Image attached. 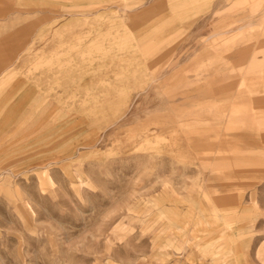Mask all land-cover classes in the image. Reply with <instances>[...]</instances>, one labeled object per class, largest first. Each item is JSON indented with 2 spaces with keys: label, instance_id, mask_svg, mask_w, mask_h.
Listing matches in <instances>:
<instances>
[{
  "label": "rangeland",
  "instance_id": "obj_1",
  "mask_svg": "<svg viewBox=\"0 0 264 264\" xmlns=\"http://www.w3.org/2000/svg\"><path fill=\"white\" fill-rule=\"evenodd\" d=\"M0 9V264H264V0Z\"/></svg>",
  "mask_w": 264,
  "mask_h": 264
},
{
  "label": "crops",
  "instance_id": "obj_2",
  "mask_svg": "<svg viewBox=\"0 0 264 264\" xmlns=\"http://www.w3.org/2000/svg\"><path fill=\"white\" fill-rule=\"evenodd\" d=\"M3 10H1L0 9V16L3 14ZM35 27V24H32L31 26H29L26 30L27 31H29L31 28H34ZM26 30H24V32L26 31ZM16 35L14 34V35H12L11 37H6L5 39L8 41V42H10V43H12L11 44V46H10V49H9V51H13L14 50V48H15V46H16V44H14L15 42H14V40L12 39V38H14ZM3 40H0V51H2V49H3V46H4V44L6 43H4V42H2Z\"/></svg>",
  "mask_w": 264,
  "mask_h": 264
}]
</instances>
